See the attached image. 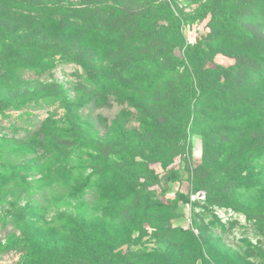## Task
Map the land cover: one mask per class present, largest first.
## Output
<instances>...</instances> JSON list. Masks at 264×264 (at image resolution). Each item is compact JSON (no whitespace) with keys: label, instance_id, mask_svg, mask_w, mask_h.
Segmentation results:
<instances>
[{"label":"rangeland","instance_id":"374dc122","mask_svg":"<svg viewBox=\"0 0 264 264\" xmlns=\"http://www.w3.org/2000/svg\"><path fill=\"white\" fill-rule=\"evenodd\" d=\"M0 264H264V0H0Z\"/></svg>","mask_w":264,"mask_h":264},{"label":"trees","instance_id":"16d2710c","mask_svg":"<svg viewBox=\"0 0 264 264\" xmlns=\"http://www.w3.org/2000/svg\"><path fill=\"white\" fill-rule=\"evenodd\" d=\"M22 61H23V59H22ZM129 68V70L130 71H132V68L131 67H128ZM128 68H127V70H128ZM84 105V103H82V102H80V101H78V102H76V103H74V104H72L69 108H70V110H72L73 109V106L75 107H78V106H83ZM6 184V183H5Z\"/></svg>","mask_w":264,"mask_h":264}]
</instances>
